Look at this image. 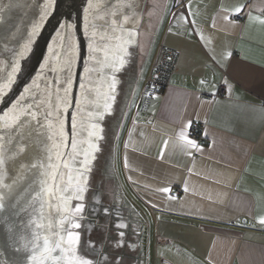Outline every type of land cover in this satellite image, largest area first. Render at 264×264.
<instances>
[{"label":"crops","instance_id":"obj_1","mask_svg":"<svg viewBox=\"0 0 264 264\" xmlns=\"http://www.w3.org/2000/svg\"><path fill=\"white\" fill-rule=\"evenodd\" d=\"M147 2L152 63L161 45L176 58L146 112L152 63L130 93L112 169L146 224L144 264H264V0Z\"/></svg>","mask_w":264,"mask_h":264},{"label":"water","instance_id":"obj_2","mask_svg":"<svg viewBox=\"0 0 264 264\" xmlns=\"http://www.w3.org/2000/svg\"><path fill=\"white\" fill-rule=\"evenodd\" d=\"M93 4L96 5V0H93ZM144 4L145 0H103L98 8L99 15H103L104 19H97L95 11L89 16L88 23L94 24L96 29L95 38L90 40L92 30L91 28L87 32L85 30L84 11L89 6L88 0H0V115L9 113L21 96L26 95L25 89L33 86L34 81L41 90L46 86L49 88L54 103L58 102L59 89L60 100H67L63 120L64 135L69 142V146L62 148L61 151L70 153L73 118L79 132L78 119L83 115L88 116V105L93 102L97 92V86L90 83L97 73V69L93 67L97 52H90L89 44L92 43L96 48H106L122 26L132 29L135 43ZM113 13L115 15H112ZM113 20L116 21L115 24L112 23ZM101 36L104 39H101ZM70 44L73 45L71 49ZM54 53L62 54L59 60ZM65 57L72 59L70 85L66 83L69 71L64 64ZM53 67L57 68L56 72L51 70ZM61 68L64 70L60 71ZM134 76L135 62L118 75L122 81L118 87L115 112L108 116L105 122L107 124L105 135L109 140L103 154H100V162L104 164L102 158L105 156V162H108L111 168L110 174L102 177L98 173L100 167L98 162L91 176V185H95L99 180V188L108 195V198L104 199L105 205L111 203L115 205L117 209L115 212L118 215L115 219L111 213L103 216L99 220L102 224L99 233L86 234L80 238L83 247L86 242H95L96 254L103 252V264L145 263L146 224L123 197L112 170L113 134ZM109 123L111 127L108 126ZM77 139L83 140L84 136L79 135ZM33 155L30 149H26L15 161L6 164V184L12 183L19 164L29 163ZM28 177V180L21 182L11 191L0 188L5 205L0 209V264H28L29 252L24 248V244L31 237L32 228L29 221L32 216L31 209L22 210L27 207L26 201L30 199V196L24 193V189L34 178L32 173H28ZM31 194L34 195V192ZM56 219L58 217L53 209V221ZM116 222L130 226V233L121 237L118 231L124 229L118 228ZM121 243L122 246H119Z\"/></svg>","mask_w":264,"mask_h":264},{"label":"snow or ice","instance_id":"obj_3","mask_svg":"<svg viewBox=\"0 0 264 264\" xmlns=\"http://www.w3.org/2000/svg\"><path fill=\"white\" fill-rule=\"evenodd\" d=\"M102 2L103 0H96V5H94L93 0H88L89 6L84 10L85 30L86 32L90 28L92 30L90 40L95 38L96 29L94 24L88 23L89 16L95 11L97 19H104L103 15H99L98 8ZM242 7L237 6L235 12L240 13ZM253 19H258L261 24H264V18L254 17ZM112 23L115 24L116 21L113 20ZM101 39L104 37L101 36ZM72 47L73 45L70 44L69 48ZM89 49L92 53L104 52L105 62L107 61L109 55L107 48H96L90 43ZM54 55L59 60L62 54L54 53ZM120 63L123 64V61L121 60ZM64 64L69 71L66 83L70 85L72 59L65 57ZM51 70L56 72L57 68L53 67ZM63 70V68L60 69V71ZM86 71H88L87 68ZM112 84H115V79ZM64 91L66 95L67 89ZM58 92L59 89H57L58 102L54 103L53 94L49 88L46 86L41 90L34 81L33 86L25 89L26 95L21 96L10 112L0 115V188H7L11 191L15 186L29 179L28 173H32L34 177L31 184L24 189V193L28 194L30 199L26 201L27 207L22 208L23 211L31 209L32 216L29 221V226L32 228L31 237L24 244V248L29 252L28 264H93L91 260L78 255L80 233L76 229L81 227L77 221L83 218L87 173L90 171L89 164L92 159L90 153L96 150V145L90 140L77 139L80 132L77 131V123L73 118L71 152L61 151L62 148L69 146L64 135L63 120L67 100H60ZM108 107L110 104L106 102L105 108ZM103 115L104 113L100 111L88 113L90 118L96 119H102ZM90 128L89 131L88 127L80 125L82 131H88L89 138L97 136L100 131L98 124H91ZM84 143H88V149L82 147ZM26 149L34 153L32 160L29 163H20L12 183L6 184V164L9 161H15L25 153ZM81 155L84 157L81 161V168L75 169V158ZM163 191L169 190L163 189ZM33 192L34 195L31 194ZM74 200L78 201L75 205L72 204ZM3 201L4 195L0 194V209L5 207ZM53 209L58 217L55 222L53 221ZM104 211L107 214L108 209ZM260 222L264 223V219ZM117 227L124 228L126 225L121 223ZM119 235L123 237L124 233L120 232ZM119 246H122V243Z\"/></svg>","mask_w":264,"mask_h":264},{"label":"flooded vegetation","instance_id":"obj_4","mask_svg":"<svg viewBox=\"0 0 264 264\" xmlns=\"http://www.w3.org/2000/svg\"><path fill=\"white\" fill-rule=\"evenodd\" d=\"M138 33L139 29L137 30V37L134 43L132 29L122 26L118 29L116 36L111 38L109 46H106L109 51L107 61L105 62L104 52L101 51L96 54V61L94 62L93 67H95V70L97 69V73L90 83L97 86V92L95 93L93 102L88 105L87 111L88 113L100 111L103 112L104 115L102 119L90 118L86 115H83L78 119L80 125L83 124L85 127H88L89 131L91 130V124H98L100 129L97 136L89 138L88 131H82L79 127L80 136H84L83 141L90 140L91 143L96 145V150H93L90 153L92 159L89 164L90 171L87 173V191L84 193L83 203L85 208L82 213L83 218L77 221L81 225L79 229H76V231L80 233V238L86 234L90 235L91 233H99L102 229V224L99 220L100 218H103V216H108V213H111V216L115 219L116 215H118L115 212V210H117L115 205H112V203L111 205H105L104 199L108 198V195L105 194L101 188H99V180H97V186H95L96 184L93 186L91 185V176H93L92 174H94L98 162L100 164L99 169L97 168L99 171L98 173H100L101 176L110 174L109 170H111V168L109 167L108 162H105V156L102 158L104 159L102 162L104 164L102 165L100 162V154H103V149H106L109 140V138L105 135V129L107 127L105 122L106 118L113 115L115 112L114 106L118 95V87L120 85V81H122L118 78V75L122 74V72L136 60ZM121 60L123 61V64L120 63ZM98 61H100V63H98ZM113 79H115L114 85L112 84ZM112 97H114V99H112ZM106 102L110 104V107L105 108ZM108 126H110V123ZM82 147L84 149H88V143H84ZM83 159L84 157L82 155L75 158V169L81 168V161ZM97 200H99V203H97ZM76 203H78V201H72L73 205ZM104 209H108L107 214ZM123 211L126 212L125 209H123ZM118 224V222L115 223V225ZM124 225H126V227L123 228L124 230L118 231V233L123 232L124 235L126 233L128 235L130 233V226H127V224ZM94 243L95 242L93 241L86 242L85 247H83L80 240L78 255L82 258L91 260L93 264H103V252L96 254L97 249L96 246H94Z\"/></svg>","mask_w":264,"mask_h":264},{"label":"built area","instance_id":"obj_5","mask_svg":"<svg viewBox=\"0 0 264 264\" xmlns=\"http://www.w3.org/2000/svg\"><path fill=\"white\" fill-rule=\"evenodd\" d=\"M236 20H239L240 17L236 16ZM176 58V52L166 46H159L157 53L155 55L154 61L152 63L150 74L141 90L137 109L141 112H146L149 109L153 96L165 87L168 77L172 71L174 62ZM222 91V89H221ZM199 126L194 125L190 134L193 137H199ZM201 144H205V140H200ZM179 189L174 190V193L177 194Z\"/></svg>","mask_w":264,"mask_h":264},{"label":"rangeland","instance_id":"obj_6","mask_svg":"<svg viewBox=\"0 0 264 264\" xmlns=\"http://www.w3.org/2000/svg\"><path fill=\"white\" fill-rule=\"evenodd\" d=\"M147 1L145 0L143 12H142V17H141V28H139V33H138L137 56H136V60H135V76H134L131 88L129 90V93H128V96L126 98V101H125L123 108L126 106V104L129 101L130 93L134 94L138 90V88L141 86V84L143 82L142 80L148 74L149 69H150V65H151L152 60H153L152 59V56H153L152 55V49L155 45V41L157 38V37H155L156 33L154 30L151 32L149 40H146V42L144 43V40H145L144 28L146 29V24H148V20H149L148 2ZM168 1H169V4L171 2H173V0H168ZM122 112L120 114L119 119L122 117ZM115 130H116V128H115ZM114 137H115V131L113 134V141H114ZM113 150L115 151V148L112 149V169H114L115 173H116L115 163L113 162V156H115V152L113 153Z\"/></svg>","mask_w":264,"mask_h":264},{"label":"trees","instance_id":"obj_7","mask_svg":"<svg viewBox=\"0 0 264 264\" xmlns=\"http://www.w3.org/2000/svg\"><path fill=\"white\" fill-rule=\"evenodd\" d=\"M160 90H158V92H159Z\"/></svg>","mask_w":264,"mask_h":264}]
</instances>
